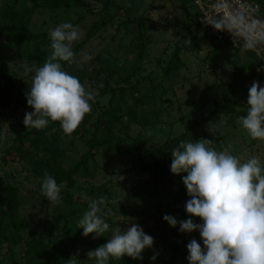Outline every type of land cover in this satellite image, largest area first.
Here are the masks:
<instances>
[{"label":"rangeland","instance_id":"1","mask_svg":"<svg viewBox=\"0 0 264 264\" xmlns=\"http://www.w3.org/2000/svg\"><path fill=\"white\" fill-rule=\"evenodd\" d=\"M81 1L87 7L37 9L31 21V34L44 37L46 44L42 47L50 49V29L66 22L78 26L83 37L74 42L72 47L80 43L83 46L73 66L84 69L88 74L91 83L85 87L94 96L97 90L92 84L102 83L107 67L116 70L121 67L125 70L133 66L137 69L131 73L127 71L129 76L123 83H117L118 79H115L120 89H116L111 99V105L121 110L116 124L117 134L131 146V152L114 159L100 153L95 160L94 178L87 182L76 179V182L81 187L104 184L112 194V199L105 207L108 211L106 222L111 226L104 233L105 243L115 228L124 231L135 223L154 240L145 264H189L187 244L196 239L204 247L199 231L180 232L179 223L172 227L163 216H172L178 222L191 218L194 223L202 224L199 217H189L185 211V204L190 197H185L181 210L172 209L166 205V200L135 203L130 188L149 177L142 165L151 160L150 152L166 140L185 133L186 128L192 126L191 138L186 141L195 142L204 138L212 141L210 146L217 151L231 145L230 154L239 157L242 162L256 156L264 165V140H252L237 119L240 115H246L251 84L257 81L264 86V66L250 53L235 52L228 45L207 38V33L192 21L197 12L194 4L188 3L186 9H182L175 0ZM105 4L107 8L102 9ZM94 11L100 12L96 14ZM110 16H114L112 20L108 19ZM130 16L139 18L143 34L140 39L134 36L135 30L126 29L122 24ZM139 43L144 46L142 63L135 65ZM174 52L178 53L183 65L179 71L164 79L163 68ZM82 54L90 55L92 59L81 64L79 61ZM5 57L10 73L20 78L18 89L26 98L34 73H26L25 69L38 65L34 60L18 58L16 51L11 48H5ZM234 61L258 71L235 85ZM4 84L0 78V89ZM226 93L231 98V107L222 112L219 109ZM96 100L100 106L106 105L110 95ZM31 111L32 108H19L16 111L6 108L0 114L2 157L9 153L15 154L11 149L14 138L32 129H27L23 124L25 113ZM127 111L134 112L133 119L125 115ZM81 139L74 140V150L71 151L74 159L85 152ZM119 176L124 179L118 180ZM0 178L20 190L22 203L19 217L25 222L26 236L40 233L45 222L59 214L58 204L50 203L37 190L36 180L30 175L28 165L18 157L14 156L9 164L0 161ZM166 193V190L162 191V194ZM84 197L82 194L74 195L78 201H84ZM176 248L181 252L179 255H174ZM3 250L0 264H25L24 245ZM89 251L83 247L71 250L76 257L83 256L81 264H90L91 260L87 257ZM153 256L155 260L151 259Z\"/></svg>","mask_w":264,"mask_h":264},{"label":"trees","instance_id":"2","mask_svg":"<svg viewBox=\"0 0 264 264\" xmlns=\"http://www.w3.org/2000/svg\"><path fill=\"white\" fill-rule=\"evenodd\" d=\"M175 1L180 3L182 9H186L187 4H193L194 0ZM257 1L264 10L263 1ZM84 6L87 7V4L81 0H0V78L5 83L0 89V114L6 108H12L14 111L19 108L30 109L25 96L18 89L20 78L10 73L5 57V48L15 50L18 58L34 60L38 66H42L50 54V49L42 47L46 44L44 37L30 32L35 11L40 8L54 10ZM107 6L105 4L102 9H106ZM99 12L94 11L96 14ZM193 16L192 21H195L200 27L197 22V12ZM113 17L110 16L108 19L112 20ZM122 24L126 29L135 30L136 35L134 36L137 39L142 38L139 18L130 16ZM200 29L202 28L200 27ZM205 36L214 39L209 34ZM139 44L136 47L138 49L136 56L138 61L135 65L142 63L141 56L144 46L141 43ZM82 46L83 43H80L73 48L76 58ZM61 63L63 70L78 77L81 83L84 85L91 83L84 69L74 68L73 63ZM182 65L178 53L174 52L168 64L163 68L164 79L179 71ZM136 69L133 66L125 70L121 67L117 70L108 67L105 69L107 73L105 72L102 83L95 82L92 84L97 90V94L94 101H90L93 103L91 112L85 115L83 121L71 135H66L63 132L59 122H53L44 129L36 130L32 128L29 131L19 133L14 138L11 146V149L15 152L13 155L28 165L30 175L36 180L37 190L41 192L40 182L45 172L53 176L57 184L60 185L61 203L58 204L60 212L57 216L45 222L40 233H30L26 236L25 222L19 217L22 203L20 190L17 186L0 178V255L5 251L3 248L11 249L18 245H24L25 264H66L71 256H75L71 252L73 248L83 247L87 250H94L105 244V236L94 239L95 234H89L85 237L82 235L83 229L77 228V225L83 213L88 210L90 199L103 196L106 198L108 205V202L112 199V194L107 185L90 184V186L81 187L77 184L76 179H83L87 182L94 178L95 160L100 153L109 159H114L131 152V146L117 134L116 124L121 110L111 105V99L115 96L116 89H120L118 88L120 84L117 85V83H123L127 80L129 75L126 72L131 73ZM123 70L126 74L122 72ZM257 71L251 69V67L241 66L234 61L233 82L237 85L247 77L253 76ZM116 78L118 79L117 83ZM115 83L116 86H113ZM107 95H110L108 104L100 106L96 99ZM230 107L231 98L226 93L219 111L226 112ZM125 115L129 119H133L134 112L127 111ZM145 123L147 124V121ZM141 124L144 126L143 123ZM192 129H194L193 126L186 128L185 133L166 140L150 152L151 160L142 165V169L149 173V177L130 188L133 202L147 203L151 200H166L168 207L182 209V202L187 196V189L182 178L187 173L176 175L171 172V151L181 141L191 138ZM76 138H82L85 147V152L78 159L71 157ZM1 154L0 147V161L2 160L5 164H9L14 160L11 153L5 154L3 157ZM163 190L168 193L166 195L162 194ZM75 194L85 196L84 201L76 200L74 198ZM105 207L100 215L106 219L108 211ZM25 236L26 238H24ZM149 251L150 248L143 251L142 260L124 256L121 259L110 258L109 264H145ZM180 253L176 248L174 255ZM82 257H77L78 264H81L80 259ZM90 264H95L94 259L90 261Z\"/></svg>","mask_w":264,"mask_h":264},{"label":"clouds","instance_id":"3","mask_svg":"<svg viewBox=\"0 0 264 264\" xmlns=\"http://www.w3.org/2000/svg\"><path fill=\"white\" fill-rule=\"evenodd\" d=\"M222 31L221 24L213 26ZM50 54L42 66L35 64L25 69L33 72L30 91L26 93L25 127L41 130L51 122H59L66 135H71L91 112L93 92L86 89L78 77L63 70L61 62L76 63L73 44L83 37L78 26L61 23L49 30ZM264 42V29L249 40L245 48H254ZM92 57L82 54L80 63ZM246 115L238 116V123L252 140H264V86L254 81L248 89ZM212 141L201 138L195 142L181 141L172 149L170 170L173 174L187 173L182 178L190 199L185 204L189 217H199L203 223L191 218L177 221L164 215L172 227L179 223L180 232L199 231L204 247L196 239L187 244L189 264H264V165L256 156L246 161L230 154L231 145L217 151ZM119 176L118 180H123ZM41 193L52 204L61 203V187L47 172L41 179ZM107 205L105 197L89 200L88 210L79 219L77 228L82 235L104 236L111 228L100 215ZM110 211V210H109ZM153 237L133 223L124 231L115 228L107 242L87 253L95 264H109L110 258L143 259L142 253L153 246ZM155 260L156 257H151ZM66 264H78L71 256Z\"/></svg>","mask_w":264,"mask_h":264},{"label":"built area","instance_id":"4","mask_svg":"<svg viewBox=\"0 0 264 264\" xmlns=\"http://www.w3.org/2000/svg\"><path fill=\"white\" fill-rule=\"evenodd\" d=\"M197 22L216 41L234 51L250 53L264 66V42L254 48H245L249 40L264 29V10L257 0H194ZM221 24L222 31L213 26Z\"/></svg>","mask_w":264,"mask_h":264}]
</instances>
